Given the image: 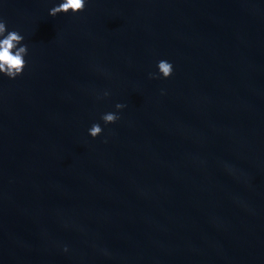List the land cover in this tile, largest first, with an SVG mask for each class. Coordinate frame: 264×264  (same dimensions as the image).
<instances>
[{
    "label": "water",
    "instance_id": "water-1",
    "mask_svg": "<svg viewBox=\"0 0 264 264\" xmlns=\"http://www.w3.org/2000/svg\"><path fill=\"white\" fill-rule=\"evenodd\" d=\"M60 2L0 0V264H264V0Z\"/></svg>",
    "mask_w": 264,
    "mask_h": 264
},
{
    "label": "clouds",
    "instance_id": "clouds-1",
    "mask_svg": "<svg viewBox=\"0 0 264 264\" xmlns=\"http://www.w3.org/2000/svg\"><path fill=\"white\" fill-rule=\"evenodd\" d=\"M84 8L85 0H62L58 5L49 9V15L56 16L58 13H67L69 11L72 13L82 12ZM22 40L23 36L17 31H7L6 23L0 19V73L9 78H15L21 74L26 65L24 56L27 53V46L21 43ZM157 68L164 78H167L172 73V65L166 60L158 61ZM115 107L120 109L124 105L117 103ZM118 118L117 114L111 112L105 113L101 117L105 124L113 123ZM101 131L100 125L95 123L88 129V133L92 137H96Z\"/></svg>",
    "mask_w": 264,
    "mask_h": 264
}]
</instances>
